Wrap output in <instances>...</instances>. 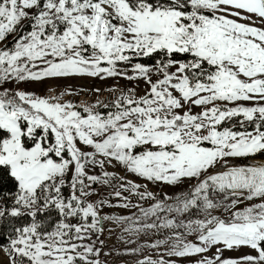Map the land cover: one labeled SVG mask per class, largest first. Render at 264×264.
Segmentation results:
<instances>
[{
	"label": "snow or ice",
	"instance_id": "snow-or-ice-1",
	"mask_svg": "<svg viewBox=\"0 0 264 264\" xmlns=\"http://www.w3.org/2000/svg\"><path fill=\"white\" fill-rule=\"evenodd\" d=\"M141 57L157 59L147 65ZM75 76L147 87L143 95L112 89L119 94L111 104L19 87ZM233 119L239 128L223 126ZM258 154L264 0H0V177L16 189L10 205L0 202V222L28 218L0 246L8 264H101L105 221L129 237L171 231L148 245L166 246L169 256L215 248L197 264H264V162L230 164ZM114 163L148 182L194 183L157 199L145 184L108 171ZM95 185L110 187L108 198L92 199ZM131 196L155 203L143 207ZM111 197L139 214L103 215ZM239 248L255 254L223 256ZM136 264L172 262L144 256Z\"/></svg>",
	"mask_w": 264,
	"mask_h": 264
},
{
	"label": "rangeland",
	"instance_id": "rangeland-1",
	"mask_svg": "<svg viewBox=\"0 0 264 264\" xmlns=\"http://www.w3.org/2000/svg\"><path fill=\"white\" fill-rule=\"evenodd\" d=\"M12 37L9 36L5 43L11 46ZM123 67V66H122ZM126 71L132 74L131 67H128ZM7 87L15 88L16 84H8ZM20 88L33 91L38 95H57L60 92L69 90L74 92V95H67L64 97L65 100H71L76 104H96L97 101L102 103L111 104L115 97L119 94L118 92L112 91V89L127 90L129 88H135L138 95H143L147 85L143 80H132L129 81L125 78H106L100 79L98 77L89 76H75L70 78L61 79H45L41 82H30L26 84H20ZM99 89V92L96 91ZM101 112H107L111 110L110 108H99ZM193 111H200L199 108H194ZM235 122V123H233ZM235 125L239 128L238 120L234 119L231 122H226L224 127H231ZM90 150V149H86ZM264 154H258L255 157L250 158H239L230 161L232 165H246V164H258L264 162ZM108 171L117 173L118 175H126L128 179L136 183L145 184L148 190L152 191L157 199H163L165 195L169 197H175L183 192L189 190L190 186L194 181L186 180L184 183L179 185H168L165 183L158 182H148L143 178L137 177L133 174L125 173L123 166L116 165L115 163L107 167ZM99 168L91 169L92 174H100ZM99 195L92 197V199H100L102 197L108 198V194L112 191L110 187L103 185H95ZM143 190V189H141ZM128 196V193H124ZM112 207L105 206L102 209L103 215H131L132 213L139 214V210L136 208L124 209L116 206L117 200L111 197ZM130 199L133 203H140L143 207H150L154 200L139 201L137 197L131 196ZM170 203L172 201H169ZM216 214H220L218 211ZM195 218V217H192ZM51 225V224H49ZM123 226H118L110 221L104 222V232L99 235V240L104 241L101 253L98 259L101 264H136L138 260L144 258V256H150L152 259H164L165 261H170L172 264H197L203 256L212 257L215 255V248L209 250V252L204 254H196L188 257H178L169 256L166 246H161L159 248L153 249L148 245L155 243L156 240L165 239L171 236L172 233L169 230H164L162 232L150 231L146 234H141L139 237H129L128 234L124 233L122 230ZM131 239V243L128 242ZM188 239L195 241V236H189ZM93 241H96V247L101 248L99 240H97L96 235L92 237ZM138 248L141 249L139 252L133 253L129 249ZM255 254L248 248H239L232 250H224L223 256L225 258H239L247 254ZM0 264H8V256L0 251Z\"/></svg>",
	"mask_w": 264,
	"mask_h": 264
},
{
	"label": "trees",
	"instance_id": "trees-1",
	"mask_svg": "<svg viewBox=\"0 0 264 264\" xmlns=\"http://www.w3.org/2000/svg\"><path fill=\"white\" fill-rule=\"evenodd\" d=\"M156 59H157L156 57H153V58L141 57V58H138V62L151 65L155 63ZM14 183H15L14 180L10 179L7 176L0 177V202L7 203L9 205L11 204L12 201L10 197L16 190L13 186ZM43 219H45L46 224L49 225V224H52L57 219V217L55 213L53 212V213H50L49 216L44 217ZM27 222H28L27 217L14 218L11 220H5L3 222H0V246L7 243L8 236L12 230L13 225L21 226Z\"/></svg>",
	"mask_w": 264,
	"mask_h": 264
}]
</instances>
